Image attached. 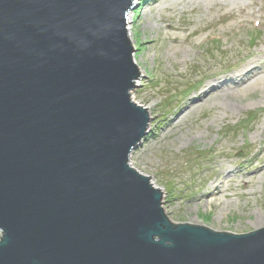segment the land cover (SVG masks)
Instances as JSON below:
<instances>
[{"label":"water","instance_id":"95a60500","mask_svg":"<svg viewBox=\"0 0 264 264\" xmlns=\"http://www.w3.org/2000/svg\"><path fill=\"white\" fill-rule=\"evenodd\" d=\"M133 8L0 0V264H264V227L170 221L129 164L150 120Z\"/></svg>","mask_w":264,"mask_h":264},{"label":"rangeland","instance_id":"374dc122","mask_svg":"<svg viewBox=\"0 0 264 264\" xmlns=\"http://www.w3.org/2000/svg\"><path fill=\"white\" fill-rule=\"evenodd\" d=\"M133 2L127 27L133 34L138 63L133 61L139 72L133 90L140 92L132 101L145 108L151 100L155 106L147 135L130 154L129 164L161 190L170 221L236 234L264 227V179L251 184L256 193L250 196L243 195L250 185L230 186L226 194L233 195L236 204L225 205L229 209L224 215L219 208L229 197L212 203L196 200L217 177L219 156L228 153L231 160H248L259 145L264 148V70L252 87L235 88L217 104L212 98L174 122L203 86L238 72L256 58L254 53L264 43V0ZM176 35L179 43L173 42ZM258 57L264 61V51ZM250 114L253 118L247 119ZM154 132L160 134L157 139ZM230 165L238 180L247 175L233 162ZM258 212L259 224H254Z\"/></svg>","mask_w":264,"mask_h":264},{"label":"bare ground","instance_id":"6f19581e","mask_svg":"<svg viewBox=\"0 0 264 264\" xmlns=\"http://www.w3.org/2000/svg\"><path fill=\"white\" fill-rule=\"evenodd\" d=\"M188 1L192 2V1H197V0H188ZM128 18H129V23H131L132 15L131 16L129 15ZM130 29L131 27L128 26L127 30L129 31V38L131 42H133L134 41L133 36H132L133 34L130 32ZM173 42L175 43L180 42V39L177 37V35L174 36ZM261 51H264V43L262 44L261 48H259L257 52L254 53L256 58L251 59L249 63L244 65L241 69H239L238 72L231 74L232 76L231 75L224 76L223 78L217 81L209 83L207 86H203L198 92H196V94H194V96H192L189 99V101L185 105L186 108L180 113V115L178 116L177 119L174 120V122L182 119L186 113L191 112L195 110L196 108L201 107L203 103H207L212 98L214 99V102L212 103L217 104V101H219L220 99L225 98L229 94L233 95V93L231 92L233 89L242 88L244 86L246 88H250L253 86V84H256L263 76L262 75L263 73L260 74V72L264 70V61L258 57V53H260ZM133 59L135 60V62L137 61L135 54L133 56ZM141 75L142 74L140 73V77ZM231 81L233 82L234 85H230ZM133 89L130 91V98L131 99L133 98L134 100V98H137V96L139 95L140 90L136 89L134 91ZM154 106H155V103L151 100H148L147 105L145 107L147 109L148 114L151 113V110L154 108ZM165 130L166 129H164L163 131ZM159 136H160L159 133L157 132L153 133V138L157 139ZM262 148L263 146L259 145V147L256 149V151H254L253 155H251L248 160L241 161L238 158L231 160L230 159L231 155H228V153L226 155L219 156V158H217L215 161L217 165L215 176L217 177L215 178V180L211 182V184L207 188L208 190L211 189L212 191L210 192L207 190L205 193L199 196L196 200L200 201V200L206 199L208 203H212L213 201H216L221 196L229 197L228 199L229 201L224 204V207L219 208L220 214L224 215L226 213V210L229 209L228 207H225V205L227 206V204L228 205L236 204V200H233L231 198L233 195L227 196L226 194L230 186L250 185V187L246 188L247 193L243 192V195H247V196L254 195L256 193V188L253 185L251 186V184L255 180L262 181L264 179V148L263 149ZM224 152L225 150L220 151L221 154H224ZM225 160L226 162H224ZM229 162L230 163L233 162L235 165L239 166L240 169L238 171L240 172L242 170L241 168L246 170V172H248L247 175L242 176L240 180H238L239 178L237 177L239 175H236L235 173L236 171L234 172V170H229V168L232 167ZM226 171L228 172L227 175H225L226 177H224L222 180L217 179L223 176L224 172ZM209 197L210 199H208ZM259 217H260V212H258V218L255 221H253L254 224H259L258 223Z\"/></svg>","mask_w":264,"mask_h":264},{"label":"trees","instance_id":"16d2710c","mask_svg":"<svg viewBox=\"0 0 264 264\" xmlns=\"http://www.w3.org/2000/svg\"><path fill=\"white\" fill-rule=\"evenodd\" d=\"M250 118H253V117L251 116V114L247 116V119H250Z\"/></svg>","mask_w":264,"mask_h":264}]
</instances>
